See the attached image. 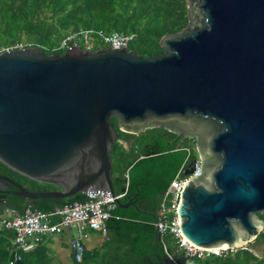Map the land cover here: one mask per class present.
Listing matches in <instances>:
<instances>
[{
	"label": "water",
	"instance_id": "water-1",
	"mask_svg": "<svg viewBox=\"0 0 264 264\" xmlns=\"http://www.w3.org/2000/svg\"><path fill=\"white\" fill-rule=\"evenodd\" d=\"M186 1L188 26L161 39L163 55L143 57L123 46L0 53V161L55 187L31 192L0 175V212L8 195H115L116 118L128 134L163 128L196 140L200 174L185 172L190 177L178 208L180 230L192 244L237 250L258 242L264 231V0ZM185 261L167 257L160 264Z\"/></svg>",
	"mask_w": 264,
	"mask_h": 264
},
{
	"label": "trees",
	"instance_id": "trees-1",
	"mask_svg": "<svg viewBox=\"0 0 264 264\" xmlns=\"http://www.w3.org/2000/svg\"><path fill=\"white\" fill-rule=\"evenodd\" d=\"M186 0H0V53L20 46H35L45 54L58 50L63 38L80 30H102L134 35L129 50L143 57L163 55L161 39L181 32L188 26ZM107 45H99L96 50ZM118 139L110 158L114 170L112 179L116 194L126 192L123 205L117 206L108 221V239L97 252L85 253L81 263L89 264H151L162 263L168 253L184 264H264V247L256 244L224 252L221 256L187 257L173 234H160L156 223L163 218L162 207L170 205L166 193L179 176L193 168L199 158L195 139H186L163 128L148 129L138 135L120 130L113 118ZM0 175L8 176L31 192H45L54 186L31 180L0 161ZM15 190V188L12 186ZM85 194L71 199L40 198L28 200L8 195V208L23 214L31 205L44 213L74 202L86 201ZM264 220V214L260 216ZM173 218L167 212L164 219ZM161 236V238H160ZM13 231L0 232V264L14 257ZM264 245V231L258 238ZM36 251V250H34ZM31 254L17 264H37ZM42 264L50 262L42 261ZM40 263V264H41Z\"/></svg>",
	"mask_w": 264,
	"mask_h": 264
},
{
	"label": "built area",
	"instance_id": "built-area-1",
	"mask_svg": "<svg viewBox=\"0 0 264 264\" xmlns=\"http://www.w3.org/2000/svg\"><path fill=\"white\" fill-rule=\"evenodd\" d=\"M134 35H125L118 32L105 33L102 30H80L67 35L61 41L58 50L71 51L82 48L95 51L99 45L108 47H128ZM18 48H24L20 46ZM13 49V48H11ZM16 49V48H15ZM194 175L200 174L201 160H195L193 168ZM186 172V171H185ZM190 175L177 177L166 193L170 202L162 207V216L155 225L160 234L170 232L177 240L178 246L186 253L187 257H203L209 255L221 256L229 250L204 249L192 244L180 230V220L178 208L180 204L181 192ZM125 191L121 194H109L108 192H87V199L83 202H74L69 205L57 208L50 213H44L27 206L23 214H18L13 210H6L9 216L0 212V232L13 231L14 257L7 264H17L21 262L24 255L36 250L42 239L46 236L63 234L67 230L75 231L71 239V249L76 262L81 263L86 253L85 239L90 230L100 231L107 236L108 221L113 217V212L118 206V201L125 197ZM173 214V218L164 219L165 214ZM168 257L175 258L168 253Z\"/></svg>",
	"mask_w": 264,
	"mask_h": 264
},
{
	"label": "crops",
	"instance_id": "crops-1",
	"mask_svg": "<svg viewBox=\"0 0 264 264\" xmlns=\"http://www.w3.org/2000/svg\"><path fill=\"white\" fill-rule=\"evenodd\" d=\"M3 213L9 216L8 211H4ZM74 233L75 231L67 230L63 234L44 237L36 248V251L32 252V261L37 262V264L47 260L50 264H75L76 260L70 244ZM87 234L88 237L85 239L86 251L91 253L100 251L108 239V235L104 236L100 231L90 230ZM89 264L97 263L90 262Z\"/></svg>",
	"mask_w": 264,
	"mask_h": 264
},
{
	"label": "rangeland",
	"instance_id": "rangeland-1",
	"mask_svg": "<svg viewBox=\"0 0 264 264\" xmlns=\"http://www.w3.org/2000/svg\"><path fill=\"white\" fill-rule=\"evenodd\" d=\"M257 247H259L260 249H263L264 245H261L259 242L255 243Z\"/></svg>",
	"mask_w": 264,
	"mask_h": 264
},
{
	"label": "flooded vegetation",
	"instance_id": "flooded-vegetation-1",
	"mask_svg": "<svg viewBox=\"0 0 264 264\" xmlns=\"http://www.w3.org/2000/svg\"><path fill=\"white\" fill-rule=\"evenodd\" d=\"M11 190H14L12 187H11ZM259 242V241H258Z\"/></svg>",
	"mask_w": 264,
	"mask_h": 264
}]
</instances>
